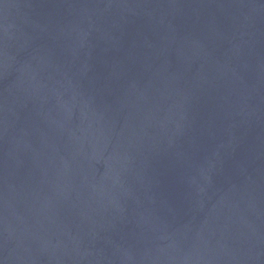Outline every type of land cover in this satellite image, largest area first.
Masks as SVG:
<instances>
[{
	"label": "water",
	"instance_id": "obj_1",
	"mask_svg": "<svg viewBox=\"0 0 264 264\" xmlns=\"http://www.w3.org/2000/svg\"><path fill=\"white\" fill-rule=\"evenodd\" d=\"M0 264H264V0H0Z\"/></svg>",
	"mask_w": 264,
	"mask_h": 264
}]
</instances>
